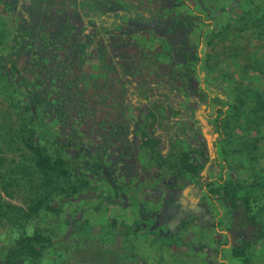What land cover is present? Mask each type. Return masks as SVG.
Listing matches in <instances>:
<instances>
[{"label": "rangeland", "instance_id": "374dc122", "mask_svg": "<svg viewBox=\"0 0 264 264\" xmlns=\"http://www.w3.org/2000/svg\"><path fill=\"white\" fill-rule=\"evenodd\" d=\"M263 28L264 0H0V53L52 132L29 134L25 99L0 88V249L42 232L50 246L24 264H245L231 250L250 241L264 264ZM30 140L65 160L51 183ZM184 158L203 166L197 185ZM203 177L254 187L256 226L232 229ZM146 211L157 232L138 228Z\"/></svg>", "mask_w": 264, "mask_h": 264}, {"label": "trees", "instance_id": "16d2710c", "mask_svg": "<svg viewBox=\"0 0 264 264\" xmlns=\"http://www.w3.org/2000/svg\"><path fill=\"white\" fill-rule=\"evenodd\" d=\"M208 25H212V28L215 27L211 21ZM22 77L21 71L11 59L0 53V88L11 98L21 96L25 99L31 111L30 124H32V127H25L26 131L30 134L37 130L52 135L49 124L42 113V108L45 105L44 97L34 89L32 83H21ZM218 111L221 114L224 113L222 108H218ZM27 146L34 154L35 164L40 173H42L46 183H51L55 177H58V173L56 172L63 167L65 160L60 158L54 160L45 147H40L32 143L31 140L27 142ZM60 146L68 151L72 159L79 157L84 159V163H99L96 155L86 149L84 143L68 141L62 142ZM182 165L186 168L188 173L192 175V179L195 185H197L198 178L202 175L203 166L200 164L192 165L188 161V158L183 159ZM202 181L207 186L212 185L209 189V195L212 199L213 209L219 210L221 206H224L226 209L230 210V214L233 216L231 223L232 229L243 226H256L257 221L251 214L250 200V196L255 191L254 187L246 185L244 181L236 183L232 177H223L222 180L203 177ZM171 187L175 188L173 185ZM118 189L120 194L122 193V196H124L129 203L140 204L141 207L145 205V200L143 198H138L134 194L136 189L132 191L131 187L127 184L120 185ZM46 206L47 208L55 210L59 208V206L53 203ZM157 215L158 213L156 211L150 213L146 211L143 215L139 213L136 219L138 228L140 230L151 229L157 232L159 230L158 226L153 227L156 223ZM219 230L220 229H216L217 232ZM173 240H179V238L175 237ZM51 242V237L42 232L24 234L10 244L2 246L0 249V264H24L28 259H39L43 256ZM231 254L233 257L242 258L245 264H249L252 258L251 242L244 241L242 244L232 246Z\"/></svg>", "mask_w": 264, "mask_h": 264}]
</instances>
